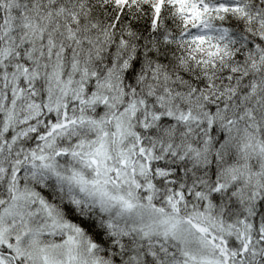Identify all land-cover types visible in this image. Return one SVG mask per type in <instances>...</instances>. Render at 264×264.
<instances>
[{"label":"snow or ice","instance_id":"6c2138e0","mask_svg":"<svg viewBox=\"0 0 264 264\" xmlns=\"http://www.w3.org/2000/svg\"><path fill=\"white\" fill-rule=\"evenodd\" d=\"M0 264H264V0H0Z\"/></svg>","mask_w":264,"mask_h":264}]
</instances>
